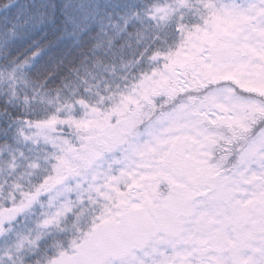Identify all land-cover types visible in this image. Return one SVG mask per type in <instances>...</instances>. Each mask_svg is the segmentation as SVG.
Returning <instances> with one entry per match:
<instances>
[{
	"label": "snow or ice",
	"instance_id": "1",
	"mask_svg": "<svg viewBox=\"0 0 264 264\" xmlns=\"http://www.w3.org/2000/svg\"><path fill=\"white\" fill-rule=\"evenodd\" d=\"M148 18L171 43L140 53L139 76L92 99L84 81L22 120L19 137L47 149L23 171L0 152L15 174L0 237L33 225L0 264H29L42 242L31 264H264V0H165ZM27 64H0L13 98Z\"/></svg>",
	"mask_w": 264,
	"mask_h": 264
},
{
	"label": "trees",
	"instance_id": "2",
	"mask_svg": "<svg viewBox=\"0 0 264 264\" xmlns=\"http://www.w3.org/2000/svg\"><path fill=\"white\" fill-rule=\"evenodd\" d=\"M164 2L0 0V64L28 61L24 67L28 78L17 84L15 98L0 83V152L15 154L21 166L18 171L47 150L42 142L33 144L19 137L22 120L42 119L53 106L83 94L84 81L91 88L88 99L97 91L123 87L147 68L145 62L136 63L145 48L171 43L170 27H158L148 18L149 10ZM52 71L55 75L42 84ZM72 130L62 127L58 132L67 137ZM13 178L15 174L6 169L0 172V180ZM32 226L25 221L14 224L11 234L0 237V255L16 241L17 232L27 234ZM42 252L43 242L35 255L26 257L29 264Z\"/></svg>",
	"mask_w": 264,
	"mask_h": 264
},
{
	"label": "rangeland",
	"instance_id": "3",
	"mask_svg": "<svg viewBox=\"0 0 264 264\" xmlns=\"http://www.w3.org/2000/svg\"><path fill=\"white\" fill-rule=\"evenodd\" d=\"M63 136H64V135H63ZM68 136H69V138H68ZM67 138H68L69 140H72L73 142H76V134H75L74 129H73L72 131H70L69 134L67 133ZM138 255H139V254H138ZM142 258L146 261V264H151V261H152L153 259H155L156 257H154V256H152V255H147V256H143Z\"/></svg>",
	"mask_w": 264,
	"mask_h": 264
}]
</instances>
